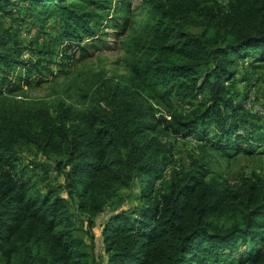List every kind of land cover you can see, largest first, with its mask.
Here are the masks:
<instances>
[{"label": "trees", "instance_id": "1", "mask_svg": "<svg viewBox=\"0 0 264 264\" xmlns=\"http://www.w3.org/2000/svg\"><path fill=\"white\" fill-rule=\"evenodd\" d=\"M114 1L131 10L0 0L17 28L0 30V264H264V179L232 184L196 158L176 166L174 152L191 139L228 159L264 153V0H147L149 20L125 47L130 77L95 74L83 108L4 91L28 65L23 52H43L23 46L21 28L38 43L74 41L71 59L97 40ZM32 165L52 168L63 189L41 186Z\"/></svg>", "mask_w": 264, "mask_h": 264}, {"label": "rangeland", "instance_id": "2", "mask_svg": "<svg viewBox=\"0 0 264 264\" xmlns=\"http://www.w3.org/2000/svg\"><path fill=\"white\" fill-rule=\"evenodd\" d=\"M223 1L226 2L227 0ZM124 2L132 6L131 10L127 12L123 5L115 8L114 1L110 16L106 18L101 26L102 30L98 33L97 40L94 43H87L89 46L85 53L79 51L71 59L67 55L72 56L78 49L74 46V41L57 40V35H55L54 44L50 41V37H41V41L38 43L36 31H31L32 28L26 26L21 28L18 32H20L19 38L23 42V46L30 47L31 44H34V48H38L39 51L43 52L32 54L29 50H25L22 59L25 60V63L28 62V65L17 66L11 70L13 81L4 86V91L10 87L19 88V91L14 93L13 97L26 103L28 101H45L51 104L58 98H66L69 104H76L77 107L83 108L85 105L82 97L84 88L91 85L89 81L94 79L95 74L112 79L115 84L130 77L125 47L130 39L141 32L144 23L149 20V16L147 0H125ZM15 24L11 19L0 18V30L13 27L12 33L16 32ZM44 52L48 53L44 55ZM37 62H41V66L44 67L34 68L33 70L28 68L37 64ZM49 62L52 63L49 64ZM240 70V75H244L246 72L245 67H240ZM19 78H22L21 81ZM25 79H29L30 85L26 84ZM76 90V95L72 97L70 94L74 95ZM165 111L166 108L162 107V112ZM174 152L176 166L187 167L191 160L196 158L202 162L210 163L209 166L213 168L216 175L232 184L254 174L264 179V153L246 156L242 154L228 159L211 148L201 150L198 148L197 143L195 144V141L191 139L178 141ZM34 154V152H25L24 161L31 165L35 160ZM41 160L42 157L37 159V162ZM33 170L37 177H41L43 182L41 186L53 187L58 190L63 189V179L59 178L52 168L46 172V170L35 168L32 165L28 169L29 174L32 175ZM43 178H45V181H43ZM63 194L66 196V193ZM127 194H131V191ZM105 218L99 220L97 222L99 226L94 229L96 244L100 243L101 224ZM235 257L237 256L235 255ZM231 260L232 262L227 261L225 263L238 264L236 258L231 257Z\"/></svg>", "mask_w": 264, "mask_h": 264}]
</instances>
